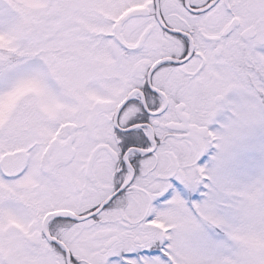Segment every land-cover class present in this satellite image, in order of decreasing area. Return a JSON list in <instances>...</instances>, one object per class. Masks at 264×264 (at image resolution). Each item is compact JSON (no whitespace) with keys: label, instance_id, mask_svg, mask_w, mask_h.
Here are the masks:
<instances>
[{"label":"snow or ice","instance_id":"obj_1","mask_svg":"<svg viewBox=\"0 0 264 264\" xmlns=\"http://www.w3.org/2000/svg\"><path fill=\"white\" fill-rule=\"evenodd\" d=\"M0 264H264V0H0Z\"/></svg>","mask_w":264,"mask_h":264}]
</instances>
